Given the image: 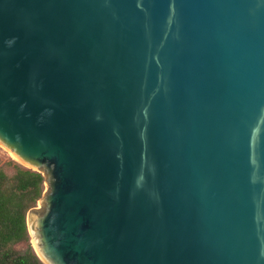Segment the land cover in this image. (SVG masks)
Segmentation results:
<instances>
[{
    "label": "water",
    "instance_id": "water-1",
    "mask_svg": "<svg viewBox=\"0 0 264 264\" xmlns=\"http://www.w3.org/2000/svg\"><path fill=\"white\" fill-rule=\"evenodd\" d=\"M0 144L44 264H264V0H0Z\"/></svg>",
    "mask_w": 264,
    "mask_h": 264
},
{
    "label": "trees",
    "instance_id": "trees-1",
    "mask_svg": "<svg viewBox=\"0 0 264 264\" xmlns=\"http://www.w3.org/2000/svg\"><path fill=\"white\" fill-rule=\"evenodd\" d=\"M8 165L11 175L0 166V264H44L32 246L27 215L43 197L45 177L14 162Z\"/></svg>",
    "mask_w": 264,
    "mask_h": 264
},
{
    "label": "rangeland",
    "instance_id": "rangeland-1",
    "mask_svg": "<svg viewBox=\"0 0 264 264\" xmlns=\"http://www.w3.org/2000/svg\"><path fill=\"white\" fill-rule=\"evenodd\" d=\"M9 162H14L24 168H28L25 164L16 160L1 144H0V166H2L8 174H13V167L8 165ZM38 206V204H37Z\"/></svg>",
    "mask_w": 264,
    "mask_h": 264
},
{
    "label": "bare ground",
    "instance_id": "bare-ground-1",
    "mask_svg": "<svg viewBox=\"0 0 264 264\" xmlns=\"http://www.w3.org/2000/svg\"><path fill=\"white\" fill-rule=\"evenodd\" d=\"M15 158V157H14ZM16 159V158H15ZM16 160H18V159H16ZM21 162V161H20Z\"/></svg>",
    "mask_w": 264,
    "mask_h": 264
}]
</instances>
